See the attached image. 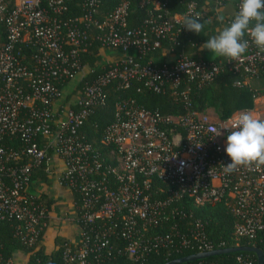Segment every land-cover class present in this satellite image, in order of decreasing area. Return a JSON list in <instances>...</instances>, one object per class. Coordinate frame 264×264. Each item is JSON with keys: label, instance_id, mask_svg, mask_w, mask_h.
Wrapping results in <instances>:
<instances>
[{"label": "built area", "instance_id": "2783aa9c", "mask_svg": "<svg viewBox=\"0 0 264 264\" xmlns=\"http://www.w3.org/2000/svg\"><path fill=\"white\" fill-rule=\"evenodd\" d=\"M74 1L0 0V221H16L15 236L28 247L53 220L40 202L20 192L32 168L43 164L45 174L57 175L68 195L65 218L76 226L75 239L63 246L66 264L109 256L137 263L149 250L165 247L169 236L151 237L149 229L172 218L176 211L170 206L182 197L194 206L222 204L235 220L233 237L252 241L264 231V167L223 171L230 159L224 151L228 131L221 128H229L244 110L224 120L189 110L185 85L206 83L223 70L257 77L264 53L250 46L239 62H212L185 51L171 55L169 49L170 65L140 64L135 56L151 55L159 47L158 38L173 40V25L189 13L203 18V8L191 2L183 15L144 22L155 39L150 41L145 30L127 28L125 0L106 15L98 11L99 0H79V15L67 17ZM144 1L151 2L154 11L161 9L156 0ZM239 3L233 4L231 19ZM213 4L219 7L222 2ZM91 41L111 51L102 56L106 70L85 83L69 105L55 106L58 86L85 75L79 56L87 53ZM112 81L122 88L140 82L154 93L168 86L169 96L180 99L186 111L161 116L132 102L117 103L99 141L106 151L100 152L83 143L76 130L91 108L103 105L101 88ZM177 85H183L179 92ZM262 98L253 99L256 106ZM218 130L221 135L215 136ZM14 136L22 141L27 158L19 167L11 166L17 154L2 146V140ZM52 156L60 160L59 169L53 168ZM191 240L196 254L222 250L206 241L198 221ZM179 244L187 248L190 243L180 236ZM0 264L14 263L0 259ZM236 264L252 262L237 257Z\"/></svg>", "mask_w": 264, "mask_h": 264}, {"label": "trees", "instance_id": "16d2710c", "mask_svg": "<svg viewBox=\"0 0 264 264\" xmlns=\"http://www.w3.org/2000/svg\"><path fill=\"white\" fill-rule=\"evenodd\" d=\"M128 4L126 14V26L129 29H143L148 34L150 41L155 40L149 33L148 26L144 22L154 20L161 22L165 18L183 15L185 6L188 3H194L197 9L207 5V0H156L161 7L159 11H154L151 2L148 4L144 0H125ZM223 5H232L237 0H219ZM120 2V0H99L98 11L100 15H106ZM79 0H75L68 6L67 17L79 15ZM205 16H211L206 8L202 9ZM159 19L156 20V18ZM230 18V17H229ZM231 19V18H230ZM229 19V20H230ZM205 23L203 31L198 35L189 32L182 27L183 20L177 25H173L172 33L169 38H158L159 47L153 53L144 57L135 56V61L140 64L149 62L152 66L170 65L166 54L172 49L171 55H176L179 51L188 52L191 49L199 50L201 59L204 61H223L224 58L214 56L208 50H202L201 45L208 39L205 34L208 30V24ZM228 20V21H229ZM94 30L89 31V39H93ZM176 44V46L174 45ZM111 53L110 50L101 49L99 43L91 41L86 54L79 56L80 64L85 68L83 77H74L64 81L58 86L59 99L55 106H65L71 103L72 96L80 93L85 83H90L97 79L106 70L103 65L102 56ZM213 55L207 59L206 54ZM188 54H191L189 52ZM163 55V56H162ZM195 58V56H193ZM256 80L257 85L244 84V80ZM185 83V82H184ZM238 84V86L236 85ZM175 91L179 92L181 86L177 85ZM188 89L187 99L190 103L189 110L199 113L211 114L218 120H224L232 113L239 110H250L252 101L256 97H264V67L258 73L257 77H249L244 73L223 70L213 79L206 83L197 84V82L186 83ZM104 96V103L90 109V112L83 120L82 124L76 130L79 139L89 144L93 149L105 152L106 149L99 143L104 129L114 119V105L122 102H132L137 107L145 109L151 113L161 116L183 115L186 111L183 102L180 99H173L169 96V87L163 86L158 93H154L142 87L140 82L132 81L127 88H122L115 81L109 82L101 88ZM60 108V107H59ZM72 109V106H69ZM38 141V140H36ZM2 146L17 154L16 163L11 166H22L27 163V158L22 152L23 144L18 136L5 138L2 140ZM50 185V178L45 174L43 164L35 166L30 171L25 187L20 192L26 196L32 197L35 203H41L47 211H51L53 200L47 196V190ZM170 208L175 209L176 214L168 218L165 222L149 229L151 237L169 236L170 244L165 247L152 249L146 252L142 259L137 263H131L123 257L109 256L105 258L88 257L86 264H164L171 260L179 259L185 256L197 253L196 246L191 240V231L195 221L201 226L204 238L213 248H234V247H254L263 254L264 264V231L256 234L252 241L246 239H235L232 235L233 225L235 223L228 208L222 204L194 206L192 201L185 197L174 201ZM47 223V222H46ZM264 223V219H263ZM18 223L14 220L0 221V259L2 261L11 259L12 255L20 251L25 254L23 264H66L62 253L64 244L67 240L60 233L53 232L48 245V225L39 230L38 237L33 245L25 246L15 236V228ZM184 236L189 241V246L183 248L179 244V237ZM47 240V242H46ZM121 244V243H120ZM49 246V248H48ZM247 258L252 264H255V257L250 253H230L216 257H209L203 260L184 263V264H236V258Z\"/></svg>", "mask_w": 264, "mask_h": 264}, {"label": "clouds", "instance_id": "9594fccd", "mask_svg": "<svg viewBox=\"0 0 264 264\" xmlns=\"http://www.w3.org/2000/svg\"><path fill=\"white\" fill-rule=\"evenodd\" d=\"M216 19L221 24L225 22L222 14ZM182 27L199 35L205 23L199 14L189 13L183 17ZM250 46L258 53H264V0H240L234 17L218 34L208 38L201 49L227 62H239ZM221 129L228 131L224 151L230 162L223 167L225 174H232L240 168L259 170L264 167V118L251 110L244 111L229 128ZM218 135H221L220 130L215 136Z\"/></svg>", "mask_w": 264, "mask_h": 264}, {"label": "crops", "instance_id": "0c3cea01", "mask_svg": "<svg viewBox=\"0 0 264 264\" xmlns=\"http://www.w3.org/2000/svg\"><path fill=\"white\" fill-rule=\"evenodd\" d=\"M207 1H208L207 5L203 6L202 8H206L209 12H211V16L208 17V18L203 13V18L205 19V21L208 24V30L206 31L205 34L207 35L208 38H210L211 36L218 34L219 31L226 25L227 21L233 16V6L232 5L228 6V5L221 4V6L216 7L213 4V0H207ZM218 14H222V15L225 16L224 24H221L216 19ZM189 52H191L192 57L195 56V58L201 59V55L199 53V50L191 49V50H188V53ZM85 73H86V71L84 72V74ZM243 82H244V84H247V85L248 84H254V86L258 84L257 81L253 80V79L246 80V81L244 80ZM254 82H256L257 84L254 83ZM256 104H257V101L255 102L253 100L252 101V108L250 109L252 112L255 110ZM51 160H52L53 168L59 169L60 160L58 158L54 157V156H52ZM47 196L49 198H51L53 200V202H54V200H57L59 198L64 199L66 204H67V206L69 205V200H68L69 197L66 194L65 190L61 186H59L57 175H54V176L50 177V185H49V188L47 190ZM68 211H69V209H68ZM66 215L68 216V214H66ZM64 224H65V228L63 229L62 235L68 241L74 240L75 239V235H76V226L72 222H70L68 220V218H67V220H66V218L64 219ZM49 226H52V228H54L55 224L54 223L53 224L50 223V224H48V227ZM11 259H12L14 264H23L24 261H25V254L20 252V251H17V252H15L12 255Z\"/></svg>", "mask_w": 264, "mask_h": 264}, {"label": "rangeland", "instance_id": "374dc122", "mask_svg": "<svg viewBox=\"0 0 264 264\" xmlns=\"http://www.w3.org/2000/svg\"><path fill=\"white\" fill-rule=\"evenodd\" d=\"M212 57L213 56L210 53L206 54L207 59H210ZM254 83H256V82H254ZM262 100L264 101V97L258 101L259 105L256 106V108H258V110L254 114H256L257 116H259L261 118H264V105H263ZM209 116H212V115L209 114ZM67 212H68L67 204H66L64 199L59 198L57 200H54L51 211L49 212V218L53 219V220H50L48 224L54 223L55 227L54 228H52V226L48 227V233H47V238L49 240L48 245H49V243H51L50 238H51L52 233L54 231L57 233H60V234L63 233V229L65 228L64 218H65V215L67 214ZM46 242H47V240H46ZM48 248H49V246H48Z\"/></svg>", "mask_w": 264, "mask_h": 264}, {"label": "water", "instance_id": "95a60500", "mask_svg": "<svg viewBox=\"0 0 264 264\" xmlns=\"http://www.w3.org/2000/svg\"><path fill=\"white\" fill-rule=\"evenodd\" d=\"M237 252L253 254L255 257V264H263L262 252L254 247H234V248H226L222 250H215L207 253H198V254L185 256L179 259L171 260L164 264H184V263L203 260L209 257H216L224 254L237 253Z\"/></svg>", "mask_w": 264, "mask_h": 264}]
</instances>
